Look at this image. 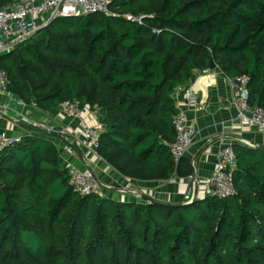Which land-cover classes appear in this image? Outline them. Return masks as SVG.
<instances>
[{
    "label": "trees",
    "instance_id": "16d2710c",
    "mask_svg": "<svg viewBox=\"0 0 264 264\" xmlns=\"http://www.w3.org/2000/svg\"><path fill=\"white\" fill-rule=\"evenodd\" d=\"M111 10L57 18L1 53L9 91L44 111L66 101L96 111L98 154L129 178L190 175L169 148L175 94L214 61L223 77L247 76L250 106L264 109V0H115ZM233 147L234 195L169 207L82 196L51 142L22 138L0 157V264H264V152Z\"/></svg>",
    "mask_w": 264,
    "mask_h": 264
},
{
    "label": "crops",
    "instance_id": "0c3cea01",
    "mask_svg": "<svg viewBox=\"0 0 264 264\" xmlns=\"http://www.w3.org/2000/svg\"><path fill=\"white\" fill-rule=\"evenodd\" d=\"M197 78L189 87L194 90V106L184 98L183 92L175 94L177 107L186 115L187 121L196 127L197 133L184 159L193 172L176 175L165 180H137L129 178L103 158L95 156L81 145L83 134L80 122L66 115L61 106L44 111L35 104H26L16 96L11 102L12 111L4 115L0 111V132L9 136L42 138L54 146L62 169L90 167L101 186L104 197L141 202L134 194L144 193L173 204H182L190 176L195 177L196 199L209 195L208 184L217 165L219 151L228 144L247 142V147L263 146L264 132L237 117L232 104V92L227 78L217 70L196 72ZM90 125L96 122L84 112ZM19 122L34 129H27ZM41 130V131H40Z\"/></svg>",
    "mask_w": 264,
    "mask_h": 264
},
{
    "label": "built area",
    "instance_id": "2783aa9c",
    "mask_svg": "<svg viewBox=\"0 0 264 264\" xmlns=\"http://www.w3.org/2000/svg\"><path fill=\"white\" fill-rule=\"evenodd\" d=\"M115 0H15L13 3L0 9V54L12 50L15 45L25 41L51 20L52 17H74L90 14L114 15L111 4ZM128 20L142 23L145 15H126ZM232 92V104L237 112V117L246 120L250 126L264 132V109L252 107L248 102L249 91L247 76L227 78ZM184 98L191 106L195 104L194 90H182ZM16 96L9 91L8 73L0 68V111L4 115L12 111L11 102ZM62 111L80 122L83 139L81 145L95 156L100 157L101 125L97 112L90 108L81 109L76 103L66 101L61 105ZM84 112H87L96 125H90ZM176 139L169 144L173 159L179 162L188 149L192 146L197 129L187 121L183 111H178L174 118ZM21 136H9L0 132V157L3 151L10 146L19 144ZM247 146V142H241ZM234 144L224 146L218 153L217 165L208 184V193L218 198H227L235 193L233 171L236 166L237 156ZM70 182L75 190L82 196L93 194L101 195V186L98 180L86 169L73 167L69 171ZM193 183L186 188L183 203H191L196 199L195 177L190 176Z\"/></svg>",
    "mask_w": 264,
    "mask_h": 264
},
{
    "label": "water",
    "instance_id": "95a60500",
    "mask_svg": "<svg viewBox=\"0 0 264 264\" xmlns=\"http://www.w3.org/2000/svg\"><path fill=\"white\" fill-rule=\"evenodd\" d=\"M57 18H61V17H57V16L52 17L51 20L48 22V24L45 25L43 28L47 27L50 23H52ZM43 28H41V29H43ZM216 68H217V64L214 61H211L210 70H215ZM19 125L22 126V127H24V128H27V129H34L31 126L26 125V124H23L21 122H19ZM254 148L257 149V150H260V151L264 152V147L263 146L257 145V146H254ZM87 170L96 178L94 171L90 167L87 166ZM4 190H7V188L4 187ZM134 195H136L137 197H139V199L141 201H143V202H146V203L149 202L151 204H158V205H162V206L178 207V206H181V205L190 204V203L173 204V203H169V202H164V201H161L159 199H156V198H154V197H152L150 195L144 194V193H142V194L137 193V194H134Z\"/></svg>",
    "mask_w": 264,
    "mask_h": 264
}]
</instances>
